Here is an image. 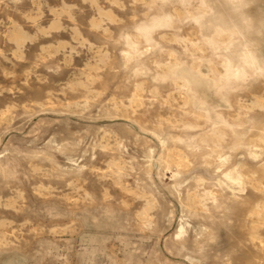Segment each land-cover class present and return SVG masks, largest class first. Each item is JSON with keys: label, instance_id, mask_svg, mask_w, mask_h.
<instances>
[{"label": "rangeland", "instance_id": "374dc122", "mask_svg": "<svg viewBox=\"0 0 264 264\" xmlns=\"http://www.w3.org/2000/svg\"><path fill=\"white\" fill-rule=\"evenodd\" d=\"M0 264H264V0H0Z\"/></svg>", "mask_w": 264, "mask_h": 264}]
</instances>
